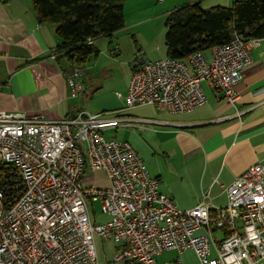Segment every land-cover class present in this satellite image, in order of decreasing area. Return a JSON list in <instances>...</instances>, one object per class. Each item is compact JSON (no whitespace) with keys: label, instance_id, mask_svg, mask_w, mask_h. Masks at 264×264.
<instances>
[{"label":"built area","instance_id":"obj_1","mask_svg":"<svg viewBox=\"0 0 264 264\" xmlns=\"http://www.w3.org/2000/svg\"><path fill=\"white\" fill-rule=\"evenodd\" d=\"M259 44L236 33L212 47L211 58L198 50L185 59L150 60L138 51L126 93L116 92L124 99L120 111L154 105L190 112L208 101L204 83L234 104L235 86ZM59 54L55 48L50 58ZM65 76L71 97L85 94L86 66ZM109 113L80 108L46 119L0 109V264H99L96 236L115 242L116 263L156 264L163 251L191 248L201 264H264V163L223 186L226 205L205 194L195 207L181 209L130 142L102 134L121 122L134 125V118ZM97 171L106 174V186L93 182ZM97 201L103 222L96 221Z\"/></svg>","mask_w":264,"mask_h":264},{"label":"crops","instance_id":"obj_2","mask_svg":"<svg viewBox=\"0 0 264 264\" xmlns=\"http://www.w3.org/2000/svg\"><path fill=\"white\" fill-rule=\"evenodd\" d=\"M124 1L127 7L128 0ZM135 1L137 9L134 12L150 9L152 14L125 26V30L138 28L150 18L168 16L185 4L200 3L204 8H211L231 6L238 0H158V7H149V0ZM125 16L127 23L126 13ZM123 30L108 37L110 43L118 45L117 55L126 50L123 42L127 35H123ZM134 38L135 43L128 50L131 56L136 51L146 55L162 48L160 44H153L155 35V39L150 40L138 39L135 34ZM259 39V46L251 51L253 65L244 70L242 81L235 86L237 99L234 104L226 102L221 91L204 83L208 101L194 110L162 111L167 114L156 118L136 117L120 111L124 99H117L113 92L99 95V104L107 105L102 109L110 112L108 117L135 119L134 125L120 124L133 129L132 145L150 174L160 179L161 191L172 196L181 209L195 207L205 194L210 195L213 203L226 205L223 186L230 185L250 165L264 163V37ZM60 43L57 26L40 21L31 0H0V109L22 111L46 119H60L80 108L88 110L87 102L91 98L87 92L78 98L70 96L65 76L68 62L50 58V52ZM164 49L166 52V47ZM111 50L115 49L108 51ZM204 54L211 58V49ZM86 69L85 82L89 80L93 86L88 79L87 65ZM130 71L126 91L132 67ZM222 235L223 231L215 232L218 239ZM189 249L181 254L177 250L163 251L156 257V264H179L178 257L181 264H201L198 257V263L184 261L182 254Z\"/></svg>","mask_w":264,"mask_h":264},{"label":"trees","instance_id":"obj_3","mask_svg":"<svg viewBox=\"0 0 264 264\" xmlns=\"http://www.w3.org/2000/svg\"><path fill=\"white\" fill-rule=\"evenodd\" d=\"M31 1L40 21L57 26L61 38L57 58L68 62L65 72L73 66H86L99 55L96 39L112 37L125 27L124 0ZM166 27V54L185 59L195 51L231 41L236 33L247 40L264 37V0H238L231 6L211 8L185 4L168 14ZM89 38L95 40L93 44L88 43Z\"/></svg>","mask_w":264,"mask_h":264},{"label":"rangeland","instance_id":"obj_4","mask_svg":"<svg viewBox=\"0 0 264 264\" xmlns=\"http://www.w3.org/2000/svg\"><path fill=\"white\" fill-rule=\"evenodd\" d=\"M148 3H150L149 7H158L160 5V2L158 0H149ZM136 1L135 0H128L127 7L125 6V13L128 16V22L125 21V26H129L132 22H135L137 20H140L143 17H149L152 14V11L150 9H147L145 12L144 10H141L139 12H134L136 8L135 6ZM155 9V8H154ZM156 15V13H154ZM126 17V16H125ZM155 17V16H154ZM166 19L167 16H158L155 18H150L146 20V22H143L140 24L138 28H133L132 30H123V35H127L125 41L123 42V46H126V50L123 49L122 53L120 55L111 56L110 49H115L116 51H119L118 45L110 43V40L106 36H101L100 38L96 39V48L99 50V55L97 57H92L88 63H86L87 67L89 68V77L90 80L93 82V86L91 83H89L87 80V93L91 99L87 102V108L92 113L102 112L105 109H102L103 106L107 105H101V98L99 99V95L101 94H110L113 92L117 99L121 100L115 92L120 91L122 93H126V86L128 82V76L131 75L130 71V63L133 62L134 56L136 54V51L133 56H131L128 52V50L133 46L134 42V34L139 39H147L150 40V38H154V35L156 36V42L153 44H160L162 48L160 49H153L150 52H147L144 57L146 59H157L162 56L166 57L167 54L165 52L164 47L165 46V35L167 32L166 27ZM128 24V25H127ZM123 29V28H122ZM151 29V30H150ZM151 31V35H149V32ZM130 33V34H128ZM133 33V34H132ZM106 49V50H105ZM108 49V50H107ZM142 50V49H141ZM142 52V51H141ZM143 53V52H142ZM166 55V56H165ZM163 58V57H162ZM109 97V96H108ZM164 110H159L153 105H143L136 107L134 109H128L124 112L128 113L132 116L136 117H160L162 114H167V112H162ZM106 116V115H105ZM127 125V124H126ZM117 126V125H116ZM131 128H128V126H123L120 124V126L114 127L112 129H104L102 131V134L107 139H117V140H123L128 141L131 144H133L134 135L131 132ZM95 177L98 179H95L97 185L100 186H106L107 185V178L106 174L103 171H97L95 174ZM95 211L97 212V220L98 222H103L106 220V217L102 213V205L100 201L94 202ZM96 247L97 252L99 256V264H118L114 262V256L116 253V244L112 240H104L99 236H96ZM193 249H189L186 253L182 254V258L184 261L189 262L190 260L192 262L198 263V259L196 256L195 251H192ZM195 253V254H194ZM121 264H128V263H121Z\"/></svg>","mask_w":264,"mask_h":264}]
</instances>
